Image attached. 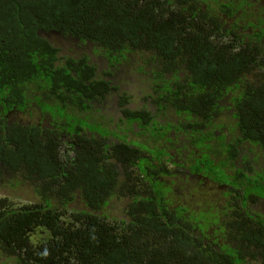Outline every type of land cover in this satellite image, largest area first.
<instances>
[{
	"label": "trees",
	"instance_id": "1",
	"mask_svg": "<svg viewBox=\"0 0 264 264\" xmlns=\"http://www.w3.org/2000/svg\"><path fill=\"white\" fill-rule=\"evenodd\" d=\"M159 7L168 13L162 29L156 25L163 18ZM207 29L195 28L182 4L169 9L134 0H0V251L13 258V264H244L246 246L264 249V217L251 219L249 231L243 227L238 231L241 248H232L230 231L222 232L225 243L217 241L221 216L196 201L197 194L210 195V183L199 182L197 174H184L183 150L178 157L169 147L167 151L156 146L168 142L158 127L154 144H122L123 136L113 135L119 136L118 129L105 131L106 137L101 138L92 132L100 125H84L73 115L74 105L80 106L82 99L88 97L89 109L95 111L94 104L101 105L111 95L108 81L90 65L93 58L98 59L100 70L112 67L118 74L133 75L127 62L130 54L119 58L147 49L158 54L165 77L167 71L183 73L184 65H189L195 77L189 99L193 119L203 115L201 106L214 108L197 103L203 93L206 97L209 92L232 93L241 133L235 132L225 142L218 139L212 151L205 149L201 159L196 156L186 164L193 172L212 173L218 182L230 184V177H242L243 171L233 163L241 141L264 144V78L249 79V65L243 63L249 52L225 54V46L204 39ZM77 40L85 45L77 47ZM236 57L245 68L234 61ZM85 60L77 71L75 64ZM72 74L85 83L78 91L87 88L88 96H73ZM183 80L181 74L172 83L160 79L159 85L171 97L175 107H170L184 112L187 108L176 94H184ZM243 93L246 100L241 101ZM11 111L17 115L7 114ZM64 112L69 123L63 130L72 140L59 146L52 143V131L43 133L34 121L49 115L62 122ZM184 121L172 125L174 142L175 131L183 128L200 133L197 142H202V125ZM215 123L210 120L209 129ZM85 127L89 128L82 131ZM208 154L214 157L209 159ZM117 162L127 168L121 170ZM227 167L233 175L225 174ZM59 175L66 181L60 182ZM167 177L175 178L177 189ZM7 180L12 182L5 189ZM19 182H27L26 190L32 189L37 197L12 196L10 191ZM145 183L157 193L154 198L140 197L138 189ZM258 187L248 182L245 192L258 193ZM168 194L179 200H171ZM5 195L9 199L2 198ZM15 197L20 199L18 204H8ZM240 197L235 194L232 199L238 202ZM115 201L123 203L124 214L114 213ZM221 213V221L231 226L234 212Z\"/></svg>",
	"mask_w": 264,
	"mask_h": 264
},
{
	"label": "flooded vegetation",
	"instance_id": "2",
	"mask_svg": "<svg viewBox=\"0 0 264 264\" xmlns=\"http://www.w3.org/2000/svg\"><path fill=\"white\" fill-rule=\"evenodd\" d=\"M136 4H164L169 9H173L175 4H182V11L186 13L195 28L199 26H208L207 31L203 34L205 40H211L214 46H225V54L230 52H237L242 55L243 50L249 52V57L246 60H243V63L249 65L248 78L255 79L258 77L264 78V0H134ZM164 7L158 8L159 16L162 13L163 18L160 17V20L156 21L159 29L163 28L164 19H168L167 12L163 10ZM187 30L191 28L186 23ZM85 45L84 42L77 40V47L82 48ZM187 47V57L189 58V48ZM147 50V49H140ZM204 50H201L199 53L203 54ZM133 54V53H129ZM235 62L239 63V66L242 64V59L236 57ZM87 60V59H86ZM76 63V70L86 62ZM98 59L93 58L90 62V65L94 66L95 74L98 73L99 76L102 75L108 81V87L111 90V95L114 94V97L109 95L106 99V102L95 103L96 110L89 109L88 97L82 99V103L74 105L77 112L75 115L82 124L84 125H100V127L92 132L94 135L104 138L98 133L101 132L105 134L106 129L109 126H112L118 132L119 137L122 139L119 140L123 144H131V142H141L144 147L149 146L155 143L154 132L155 128H159V135L162 133L164 137L167 136V144L160 145H174V132H173V123L177 122L180 118L185 120L186 124H189L190 121L200 123L203 127V136L204 140L202 142H197L199 137H202L198 132H191L189 129L185 128L175 131V141L181 144V149L184 151L182 160L187 163L185 158L186 154L189 159V164L197 156V159H201L205 155V149L212 151L214 147H217V140L220 139L225 142L230 138L235 132L241 133L240 130H237L236 120L237 112L233 107V96L230 91L221 92H209L206 96L203 93V96H199L197 103L200 102L201 105L206 103L213 104V110H210L207 106H201L200 110L203 112L202 116L193 119L190 116L189 110V99L194 95L193 90L190 88V83L193 84L194 76L189 71V65H184L183 73L173 74L172 71H167L166 77L163 76L165 71L163 70L164 65L160 62L157 63L158 66L144 65L145 69L139 76H132L127 78V74L116 73L113 71L112 67H107L106 69L100 70L98 66ZM64 64V61H63ZM67 64V63H65ZM127 65V64H126ZM129 67L131 65L129 64ZM241 68H245L243 65ZM109 71V73L107 72ZM179 70V69H177ZM184 76L183 80V89L184 94L176 92L179 98H182L183 106L187 108L186 111L177 109V119L174 122H170L169 118L166 115V110L172 101L171 97H168L166 92L160 87V79H168L171 83L174 81L175 77L178 78ZM76 74H72L74 80L72 82V94L77 96V94H82L88 96L87 88L85 91H78L82 88L83 81H81ZM127 75V76H126ZM191 75V76H190ZM79 79V80H78ZM85 84V83H84ZM206 89V88H205ZM37 94V93H36ZM181 95V96H180ZM246 96L243 93V98L241 101L246 100ZM113 105V106H110ZM100 106H103L101 109ZM112 107V108H109ZM182 108V107H181ZM82 109V110H81ZM15 112H8L7 114H12ZM13 117V116H11ZM11 117L8 121H11ZM62 118L65 119L62 122L57 121L52 116H47L45 120L35 119L34 123L43 133H50L52 131V143L61 146L62 143H68L71 138L68 139V135L63 130L67 126V114ZM15 119V118H14ZM12 119V120H14ZM75 119V118H74ZM48 121V124L45 125L44 121ZM216 120L215 125L210 128L209 121ZM87 121V124L84 123ZM66 122V123H65ZM186 127L187 125H184ZM79 129L80 127L76 125ZM89 127H85L83 130H87ZM38 131V130H37ZM42 133V134H43ZM61 133H65V136H61ZM47 134V135H48ZM49 136V135H48ZM106 137V136H105ZM110 139V136L108 137ZM113 139V138H111ZM93 142H97L92 140ZM74 142V141H73ZM242 145L239 146L240 153L237 156V159L233 162L238 166V169L243 171L242 177L229 178V183L218 182L212 173H208L206 178L202 177L201 174L197 177L198 181H208L210 195L203 198L205 200V208L213 214H218L221 217L219 218L221 225L223 227L218 231L216 239L219 243H225L226 239H222V232L230 231L231 237L230 242H232V248L239 249V238L238 231L243 227L249 231V221L254 219L258 220L259 217H264V144L258 142H253L249 140H242ZM66 147V145H65ZM190 152H194L195 155L190 157ZM208 152V153H209ZM180 154H178L179 157ZM134 158H139L133 156ZM209 159H212L214 156L208 154ZM137 159H134V162H137ZM225 174L228 176L233 175V172L229 167L226 168ZM256 169L258 171H256ZM204 170V169H203ZM205 171V170H204ZM60 182L66 181V176L59 175ZM250 182L253 184H258L259 192L246 193V184ZM233 192H225V191ZM236 190H241L236 192ZM7 194V191H4ZM151 197H155L156 192L148 191ZM235 194H241L238 202L232 199V196ZM244 195H247L245 198ZM6 195L2 198H5ZM141 197V196H140ZM143 198V197H142ZM147 198V197H145ZM6 199H9L6 197ZM30 199V198H25ZM18 204V197L14 199ZM261 203L262 207L260 211H255V204ZM227 210L228 212H234L236 217L234 223L231 226H227L226 222L221 221L224 216H222L221 211ZM237 212V213H236ZM242 229V230H243ZM244 264H247V259L249 258L252 264H264V249L259 247H249L244 248ZM4 261H0V264H9L6 261L5 257H0ZM243 260V259H241ZM13 262V261H12Z\"/></svg>",
	"mask_w": 264,
	"mask_h": 264
},
{
	"label": "rangeland",
	"instance_id": "3",
	"mask_svg": "<svg viewBox=\"0 0 264 264\" xmlns=\"http://www.w3.org/2000/svg\"><path fill=\"white\" fill-rule=\"evenodd\" d=\"M127 54H129V53H124L123 56H121L120 58L118 57L119 60L120 61L123 60L125 58V55H127ZM157 55L154 52H151L149 50H137L133 54H130V56L128 55L127 56V62H129V64L131 65V67H129V71H131L133 75H128L127 78H130L132 76L138 77L139 72L142 73L144 71V69H145L144 65L158 66L157 63L158 62L161 63V60L159 59V57ZM170 105L175 107L173 104H170ZM45 106H46L45 104H42L41 107L44 108ZM52 112L53 113H60L61 111H52ZM61 114H65V112L61 113ZM166 115L169 118L170 122H174L177 119V116H176L177 115V109L176 108L174 109V108L168 106V108L166 110ZM20 116L22 117L23 115L21 114ZM61 119H63V118H61ZM64 121H65V119H64ZM44 122H45V125L48 124L47 120ZM66 122L69 123V121H66ZM76 123H77V121H75V124ZM84 123L87 124V121H84ZM113 129L114 128L112 126H109L106 130L112 131ZM98 134L103 136V137H105L107 135V134H103L101 132H99ZM113 135H114V137H119L118 135H115V134H113ZM156 146H159V145H156ZM167 147H169L171 149V152H173V154H177V153L181 154V152H182L181 144H179L177 142H174L173 146H171V145H168V146L167 145H160V148H162V149L164 148L165 150L168 151ZM183 154H184V151H183ZM185 158L188 160L187 163L189 162V160L191 161V159L188 158L187 154H186ZM182 163L187 166V170L185 171L184 174L189 176V177L195 176V174H197V176H195L197 178L201 174L202 177L206 178V176L208 175V174H206V172L204 170H201V173H197L196 171L193 172L190 170V167L188 166V164H186V162L182 161ZM117 164L119 167H121V170H124L127 168V165H125L124 163L122 164V163L117 162ZM256 171H258V170L256 169ZM142 179L146 180L145 178H142ZM167 179L173 182V185H172L173 189L174 190L177 189V183L175 182V178L174 177H167ZM11 182H12V180H7L5 183H3L2 186L5 189H7L9 183H11ZM28 185L29 184L27 182H19V185L16 184L14 187H12L13 189H11L10 194L13 196V195L18 193L19 195L23 196L24 199L25 198H31L32 196L37 197L36 195L32 194V189H30V192L26 190V189H28V188H26V187H28ZM138 185L139 184H137V188H138ZM189 188H190V184L188 183L185 186V189L188 190ZM138 190H139V194L143 198L149 197L151 195L150 193H147L150 190L147 183H145ZM168 197H170L171 200H173V201L179 200L176 197H172V194H168ZM203 198H205V196H203L201 194H197L196 201H197L199 206L205 207L206 206L205 200ZM181 200L184 201V199H181ZM15 203H17L15 200H9L8 201V204H15ZM122 204L123 203L121 201H115L114 202V208H113L114 213L124 214L123 209H122ZM261 207H262L261 203H256L255 208H258V209H254V210L258 212V211H260ZM36 237H37V234L34 236V238H36ZM0 256L5 257L6 261L9 264H13V262H12L13 258L8 257L4 252L0 251ZM247 264H252L249 258L247 259Z\"/></svg>",
	"mask_w": 264,
	"mask_h": 264
}]
</instances>
